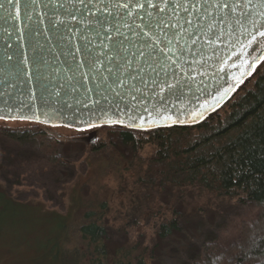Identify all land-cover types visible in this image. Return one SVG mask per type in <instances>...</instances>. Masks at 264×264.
<instances>
[{
	"label": "water",
	"instance_id": "obj_1",
	"mask_svg": "<svg viewBox=\"0 0 264 264\" xmlns=\"http://www.w3.org/2000/svg\"><path fill=\"white\" fill-rule=\"evenodd\" d=\"M261 32L264 0H0V118L194 124L264 57Z\"/></svg>",
	"mask_w": 264,
	"mask_h": 264
},
{
	"label": "trees",
	"instance_id": "obj_2",
	"mask_svg": "<svg viewBox=\"0 0 264 264\" xmlns=\"http://www.w3.org/2000/svg\"><path fill=\"white\" fill-rule=\"evenodd\" d=\"M9 121L17 120L0 118V136L45 155L46 166L65 165L59 159L61 135L39 123L11 127ZM105 127L111 137L99 143L90 145L79 141L81 137L72 141L84 145L86 169L78 173L91 171L90 180L81 184L71 176L62 183L59 172L50 170L56 179L47 184H59L57 198L62 203L68 199L61 209L44 205L48 197L19 200L10 194L15 180L32 186L23 182L26 166L21 172L18 166L7 171L0 165L1 248L7 241L14 248L30 244L23 258L36 257L34 264H163V252L183 231L189 213L163 204L155 209L151 198L166 189L181 194L178 198L185 191L199 190L237 204L251 203L257 213L250 222L242 220L238 233L227 242H202L200 257L189 264H264V57L226 103L197 123L144 130ZM117 145L129 146L130 155ZM37 165L30 175L43 166ZM129 170L133 189L119 204L125 207L115 209L110 190L102 191L103 179L113 173L116 181H126L123 175Z\"/></svg>",
	"mask_w": 264,
	"mask_h": 264
},
{
	"label": "rangeland",
	"instance_id": "obj_3",
	"mask_svg": "<svg viewBox=\"0 0 264 264\" xmlns=\"http://www.w3.org/2000/svg\"><path fill=\"white\" fill-rule=\"evenodd\" d=\"M7 125L11 127H26L28 126V121H9ZM47 127L54 133L61 135L60 138L63 142H61L59 146V159L65 163L64 166H46L47 164L45 163L47 161L45 155L34 152L29 146L24 145V147H22L11 141L9 142L2 136H0V165L3 163L7 171H11L14 167L18 166L21 172L24 171L23 166H26L25 171L22 173L26 176L23 182L30 181L32 186L20 184L18 180H15L16 182H12L10 194L19 200L30 198L43 200V197H48L50 200L45 198L44 205L49 207L55 206L54 208L57 207L61 209L64 204H68V199L62 203L60 199L57 198L61 192V186L59 184L51 186L47 184L48 181L53 182L54 179H56L55 175L50 170L56 169L59 172V176L62 177V183L70 180L71 176H73L71 178L72 180L76 178L77 182L81 184L86 183V180L92 178L93 173H91V171H87V173H78V171L86 169L82 156V147H84V145L72 141H77V138L83 136L84 138L79 141L91 145L92 143H99L105 139L106 136L111 137V134L109 128H98L94 130L97 132L95 137L91 141H87L86 137L89 134L81 132L78 129L62 126ZM117 148L120 152L125 153V156L130 155L131 150L129 146L117 145ZM75 161H77L76 164ZM37 164L43 166L38 167L41 169L36 168L31 176L30 172L34 170L32 167ZM75 169L78 170L75 171ZM10 174L13 175L12 173ZM132 174L131 170L124 173L123 176L126 178L127 183H125V180L116 181L113 173L103 179L106 185L105 189L102 191L106 193L110 190L109 194L112 198L110 203L115 209H117V206L122 209L125 207V205L124 207L120 205L126 201V196L133 189L132 184L128 182L133 178ZM62 175L66 176L64 177ZM70 185L73 186V184H69V186ZM86 189L88 190V187ZM87 190L83 192L84 195L88 194ZM164 191L165 192H162L157 197L151 198L150 204H153L155 209L159 207L160 204H163L165 208L176 207L184 211L186 210V213L188 212L189 214H186L188 219L183 224V231L177 233V239L169 246L167 251L162 249V251H164L163 264H189L191 260L200 257L202 242L213 239H218V241L223 243L227 242V240H230L238 233V226L242 220L250 222L255 219L257 213L255 206L251 203L237 204L235 200L215 198L211 195L200 194L201 192L199 190L185 191L180 198H178V196H181V194H172L169 189ZM32 204L36 206L34 203ZM14 208L19 209L18 206ZM165 208L162 206L163 210H165ZM145 212L148 211L146 210ZM33 223H37V220ZM31 237L33 238L34 235ZM8 240L10 241V239ZM17 246L21 248L16 250ZM17 246L14 248V246L7 241L3 248L0 247V250L2 249L0 253V264H34V259H36V257H32L33 261H31L32 258L30 259L29 257L23 258L27 254L23 253V251L25 247H30V244L22 242Z\"/></svg>",
	"mask_w": 264,
	"mask_h": 264
},
{
	"label": "flooded vegetation",
	"instance_id": "obj_4",
	"mask_svg": "<svg viewBox=\"0 0 264 264\" xmlns=\"http://www.w3.org/2000/svg\"><path fill=\"white\" fill-rule=\"evenodd\" d=\"M98 128H86V129H80L79 131L89 134L90 132L97 130ZM97 133V132H96ZM81 138H84L81 136Z\"/></svg>",
	"mask_w": 264,
	"mask_h": 264
},
{
	"label": "snow or ice",
	"instance_id": "obj_5",
	"mask_svg": "<svg viewBox=\"0 0 264 264\" xmlns=\"http://www.w3.org/2000/svg\"><path fill=\"white\" fill-rule=\"evenodd\" d=\"M260 35H261V36H264V32H261Z\"/></svg>",
	"mask_w": 264,
	"mask_h": 264
}]
</instances>
